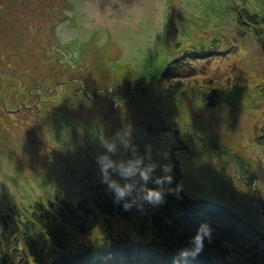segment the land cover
<instances>
[{
	"label": "rangeland",
	"instance_id": "obj_1",
	"mask_svg": "<svg viewBox=\"0 0 264 264\" xmlns=\"http://www.w3.org/2000/svg\"><path fill=\"white\" fill-rule=\"evenodd\" d=\"M36 2L49 13H38L28 26L23 17L18 18L13 27L20 34L11 45H5L1 51L4 57L0 56V78L5 86L3 109L10 112L0 118V207L19 205L20 211L29 217L37 212V203L52 212H59L62 200L78 205L86 199L90 184L104 186L111 194L113 191L103 181L97 162L99 155L108 152L106 144L110 143L115 151L109 155L116 161L139 156L144 165L156 163L146 182L148 188L154 185V175L156 178L164 175V165H171L173 177V154L179 152L182 155L177 160L183 173L199 167L209 178L223 180L224 186L232 182L239 198L258 207L256 218H264V169L257 164L259 153L262 156L264 151L258 139L264 126V0ZM238 8L239 14H234L233 9ZM243 20L248 29L242 27ZM43 35L49 39L52 49L41 46ZM187 51L199 55L192 60ZM55 52V63L45 73L44 59ZM178 57L183 58L180 60L183 63L198 64L199 71L189 68V72L180 71L183 75L166 73L170 59ZM239 61L240 69L236 70ZM71 72L78 73L74 80L77 83L87 82L90 88H99L90 90L89 99L96 98L104 89L112 93L129 80L140 89H135L137 95L133 102L125 97L123 102L118 99L122 105L124 101L132 103L121 108L118 104V108L111 105L105 109L102 100L96 98L91 104L80 96L79 103L66 115L63 112L68 109L63 96L54 92L44 97V101L40 100L37 110L22 109L21 104L18 109L10 106L12 94L27 100L28 108L37 105L38 101L29 102L30 93L33 95L29 88H37L36 96H32L36 98L43 94L45 86L54 84H44L46 77H66ZM71 83L66 81L63 85L67 87H63L74 94L77 86ZM145 86L151 88L147 96L150 105H146L141 96L144 93L139 91ZM213 90L217 92L216 105L208 106L202 95ZM49 101H54L56 108ZM41 126L45 128L48 147L43 137H39L41 140L35 137L42 133ZM186 131L189 137H198V141L205 136L216 144L213 149L205 147L198 167L187 163L185 149L174 151L175 147L187 144ZM122 137L127 139V146ZM109 171L124 182L116 172ZM137 179V188H140L145 182L139 176ZM217 179L210 180L209 189L215 187ZM196 180L200 185V177ZM175 190L179 192L165 188L164 194L175 193L179 204H185L188 196ZM134 195L142 200L139 193ZM191 195L199 199L204 193ZM232 196L235 194L228 193L217 199L230 204ZM229 204L221 210L228 218V226L231 224L226 236L231 232H236V236L228 241L219 239V246L209 243L210 249L202 247L199 251L206 252V256L211 251L216 255L225 254L229 257L228 263L235 264L236 248L242 253L258 241L255 236L264 240V233L255 232L264 230L259 225L264 220L257 223L250 217V211L241 209V204ZM118 234H112L115 241L123 238ZM103 235L107 237L108 233ZM85 240L80 237L74 245L80 248ZM146 253L152 257L149 251ZM151 259L157 262L154 257ZM35 262L44 264L37 259Z\"/></svg>",
	"mask_w": 264,
	"mask_h": 264
},
{
	"label": "trees",
	"instance_id": "obj_2",
	"mask_svg": "<svg viewBox=\"0 0 264 264\" xmlns=\"http://www.w3.org/2000/svg\"><path fill=\"white\" fill-rule=\"evenodd\" d=\"M35 12L37 11H32L30 13H25L23 11L20 14H15L16 16L14 17L16 20L23 17L24 23L28 26L32 24H30V21L36 18L35 15L37 14ZM233 13L239 14V8L233 9ZM14 17L7 18L0 16V55L3 57L4 54H2L1 51H4L5 45H11L12 42H14V38L17 39L20 34L19 30L13 27V24L15 26V23H13ZM244 24L245 22L243 20L242 27H246ZM246 28L248 29V26ZM37 32L38 31H36V33ZM47 40L43 35L41 37V46L47 45V50L52 49L53 47L49 39ZM185 48V50L188 49L187 46ZM39 50H41V48ZM189 52L190 51H187V54L189 57L191 56L190 58L192 60H195V57L199 55ZM53 56L57 57L56 52L54 54L52 53L51 57L44 59L46 61L45 73H47L48 66L55 63L56 57L53 58ZM178 58L170 59V65L168 69H166V73L180 75L182 74L180 73L181 70L186 72L191 71L189 68L192 70L195 68L199 71L197 69V66H199L198 64L195 63L194 66L192 62L183 63V61H180L183 58ZM37 60L39 59L37 58ZM56 65H58V63ZM76 74L78 73L71 72L66 77L61 75L60 77L52 76L54 78L46 77V83L44 82V84H48L49 82L54 84L51 83V87L45 86V88L42 89L41 93H43V96L37 95L36 98L32 97L33 95L36 96L37 88H29L30 91H33V95L30 93L31 100L29 102L32 104L38 101V104H35L33 108L23 107L22 109H39L38 105L39 102H41L40 100L43 99L44 101L51 95V92L63 96L62 101L66 103V108L68 109V111L63 112L66 113V115L70 114L69 111H71L74 104L79 103L78 98L80 96V98H84L88 100V102L90 101L91 104H94L96 98L89 99V92L90 90L95 91L99 88L97 86L90 88L87 82L86 84L77 83L74 81L75 78H77ZM117 75L118 74H115V76ZM42 79L44 78H41V80ZM66 81H71V84L74 83L77 86L75 87L76 93L74 92V94H72V90L64 88L67 87L64 86ZM132 84L133 80H129L127 85L124 84L121 87L115 88L114 95L111 96V91L109 89H104L98 94L97 100H102L103 103H105L103 104V108L105 109L108 107L111 108V105L115 108H118V104L120 105L119 108L131 105L132 103H125V101L122 105V100L125 97V99L129 98L130 101H134L137 95L135 89L139 87L135 88ZM140 84L142 85V83ZM143 88L144 89L139 90L140 93L142 91L144 93L141 94V96H143L142 98L146 105H150L151 101H149L147 96L151 88L150 86L148 88L147 86ZM44 92L46 93L44 94ZM205 94L206 93H204L202 97L203 100L206 101ZM116 96H118V98ZM18 97L16 98L13 94L10 95V98L13 99L12 105L10 106L13 108H18L20 104H25L27 101ZM118 99L122 102L119 103ZM49 104L51 107L56 108V106H54V101H49ZM83 106L84 104H82L81 108H83ZM117 112L119 113L118 109ZM117 112L115 111L114 113ZM7 114H10V112L5 108H0V118H5ZM40 116L41 115H39V117ZM41 128L42 133L35 134V137L38 139H40L39 137H43V143L48 147L49 142L46 136L44 137L46 133L45 128L43 129L42 126ZM161 129H163V127ZM261 130L262 135L258 136V139L264 147V126L261 127ZM185 134L188 135V131H186ZM201 139V141H198V137H189L188 135L187 144L184 143L181 146L175 147L174 151L180 148L182 150L185 149V154L183 155L187 157V163L191 166L198 167V162L200 163L204 158L203 156L200 157V154H204L205 147L213 149L214 146H216L214 142H211V140H208L205 136ZM212 139L217 141L216 138ZM220 141L222 142L221 139ZM221 142H219V146L222 145ZM208 143L209 145L206 146ZM53 150L55 152L57 151L54 147ZM177 153L178 155L173 154V179L171 183L165 182L163 189H178L179 192L175 190L176 193H180L183 196L187 195L188 197H186L185 204H179L180 199H177L176 196L174 197L175 193H168L164 194L161 203L153 204L147 200L139 201L136 199V202L133 203L131 207L125 208L123 200L119 202L116 201L114 192L110 194L104 186L100 185L96 187L90 184L84 201L77 205L72 201L62 200L60 202L59 212H52L49 208L42 206V203H37V212L35 215L31 214L27 217L26 212L22 211L26 215L25 219L24 216H22L23 214L20 211L21 207L19 205H10L9 207L1 206L0 264H36V259L44 264H229L227 261L229 257L225 256V254L223 256L220 253L216 255L212 251L209 256H206L207 253L203 251L195 253L189 251L187 255H181L182 250H191L195 247V245L188 246L187 244L194 242V238L199 234L200 229L204 225L210 228L211 235L210 237L208 235L203 237V248L210 249L209 243L213 242L217 244V242H221L220 240L228 241L236 236V232H231L229 237L226 236V232L229 230L231 224L228 226V218L224 216L221 210L228 208L226 205L229 203L217 198L225 196L228 193L229 195L235 194V196L231 198L232 201H230V206L238 203L241 204V209L250 211V217L257 223H259L258 221H263L264 218H256V210L258 207L249 205L245 203L243 199L239 198L238 193L236 194V189L232 187V182L230 185L224 186L225 182L223 180L209 178L206 172L202 171L199 167L193 171L185 170V173H183L181 163L177 160L182 154H179V152ZM259 159L257 164L264 169V151L262 156H260L259 153ZM196 177H198V179L200 177V185H198ZM215 179H217V184L212 189H209L210 180ZM152 180L154 185L151 188H157L155 175ZM200 191L204 193L203 196L199 199L192 197V193L195 194ZM127 200H132V197H128ZM262 204L264 208V203ZM40 206H42L41 210ZM233 208L235 209V207ZM44 209L45 211H43ZM17 210H19V213ZM12 225L13 227H11ZM259 225L260 227H264V223ZM118 232L119 234L117 236L123 238L119 241H115L116 237L114 238L112 234ZM255 232L263 234L264 230L256 229ZM97 233H99V235H97ZM107 233V237L103 235ZM121 234H123V236H121ZM98 236L100 239H95ZM80 237L86 240L84 241L85 245L79 248V246L77 247V245H74V242L75 240L79 241ZM256 239H258V241L251 243L250 250L239 253V251H237L238 249H235V258H233L235 264H264V248L262 247L264 240L258 238V236H255V240ZM217 246L219 245L217 244ZM146 250L155 258L157 261L156 263L152 261V257H149Z\"/></svg>",
	"mask_w": 264,
	"mask_h": 264
},
{
	"label": "clouds",
	"instance_id": "obj_3",
	"mask_svg": "<svg viewBox=\"0 0 264 264\" xmlns=\"http://www.w3.org/2000/svg\"><path fill=\"white\" fill-rule=\"evenodd\" d=\"M123 142L127 146V139L122 137ZM108 152L102 153L97 157V162L100 166L102 173V179L107 183L108 187L114 192L117 202L123 200L125 208H129L136 202L137 196L134 193H139V198L147 200L153 204L161 203L164 198L163 185L165 182L171 183L173 177L171 175V165H164V175L158 176L155 183L161 185L159 188H148L146 182L150 179L153 170L156 168V163L143 164V158L137 156L135 159H129L127 161L114 160L109 153L115 151L113 144H106ZM116 172L120 178L123 179L121 183L120 179L112 176L111 172ZM142 179L145 184L140 188H137L138 179ZM126 197H132V200L125 199ZM208 235L210 237L211 230L207 225L202 226L199 234L194 238L195 247L191 250H182L181 255H187L189 251L192 253L198 252L203 247V237Z\"/></svg>",
	"mask_w": 264,
	"mask_h": 264
},
{
	"label": "flooded vegetation",
	"instance_id": "obj_4",
	"mask_svg": "<svg viewBox=\"0 0 264 264\" xmlns=\"http://www.w3.org/2000/svg\"><path fill=\"white\" fill-rule=\"evenodd\" d=\"M36 1L37 0H32V1H30V0H7V1L4 2V0H0V16L7 17V18H12V17L16 16L15 14H20L23 11L25 13L26 12L30 13L32 11H37V12H35L36 14H38V13L48 14L49 12L45 9V7L37 6V2ZM2 4H3V6H2ZM4 5H6V6H4ZM20 5H21L22 8L20 7ZM15 21H16V18L14 17L13 18V23H15ZM1 64L2 63L0 62V65ZM3 92H4V83L2 82V78H0V108L2 106V109H3V106H4ZM113 93L114 92L110 93V96L113 95ZM98 94H96L95 97L98 96ZM208 94L209 93L205 94V98H207ZM25 106H27V105H25V104H21L20 105L21 108H23Z\"/></svg>",
	"mask_w": 264,
	"mask_h": 264
},
{
	"label": "water",
	"instance_id": "obj_5",
	"mask_svg": "<svg viewBox=\"0 0 264 264\" xmlns=\"http://www.w3.org/2000/svg\"><path fill=\"white\" fill-rule=\"evenodd\" d=\"M216 97H217V92L215 90H213L211 93L208 94V96L206 98L208 106H215L216 105V102H215L216 101Z\"/></svg>",
	"mask_w": 264,
	"mask_h": 264
},
{
	"label": "bare ground",
	"instance_id": "obj_6",
	"mask_svg": "<svg viewBox=\"0 0 264 264\" xmlns=\"http://www.w3.org/2000/svg\"><path fill=\"white\" fill-rule=\"evenodd\" d=\"M239 63H240V61L236 64V70H237V69H240V66H239L240 64H239ZM227 64H228V63H227ZM229 64H230V63H229Z\"/></svg>",
	"mask_w": 264,
	"mask_h": 264
}]
</instances>
